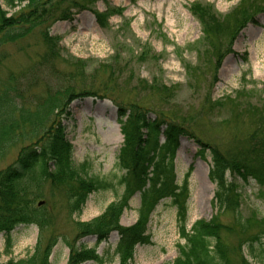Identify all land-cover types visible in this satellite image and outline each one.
Masks as SVG:
<instances>
[{
    "label": "rangeland",
    "instance_id": "obj_1",
    "mask_svg": "<svg viewBox=\"0 0 264 264\" xmlns=\"http://www.w3.org/2000/svg\"><path fill=\"white\" fill-rule=\"evenodd\" d=\"M2 3L10 14L20 9L11 10L4 0ZM241 3L250 14L258 11L251 0L99 1L92 10L108 13L103 27L92 11L53 24L50 35L57 39L55 57L39 31L1 46L0 90L11 82L33 107L35 98L45 95L47 86H58L63 79L60 74L78 70L79 63L83 62L80 66L87 75L96 69L106 70L105 74L95 71L91 75L101 89H113L112 98L77 99L69 106V115L62 116L74 162H88L89 176L117 184L124 173L118 167L124 142L117 108L121 102L144 107L154 120L181 122L198 138H181L176 158L180 185L193 168L188 179L187 229L198 220L211 221L218 214L230 264H264V186L255 179L244 182L229 176V182L237 184L240 205L238 211L230 208L218 212L214 204L216 187L209 179L212 156L208 150L205 158L199 157L200 144L196 142L229 151L245 146L254 133L264 136V11L256 17L259 23L249 22L233 38L234 13ZM197 5L203 18L193 9ZM261 6L259 9H264V3ZM109 9L117 11L109 13ZM227 62L229 69L224 70ZM12 75L14 80L10 79ZM21 147H10L0 158V168L12 164ZM123 194L124 188L118 185L113 190L94 192L77 215L71 212L64 191L55 189L46 206L48 226L17 227L10 234L9 251L7 235L1 234L0 261L25 260L38 246L44 250L57 238L49 256L51 264H69L68 244L78 250L86 245L101 257L99 262L76 264H119L115 253L117 232L97 242L93 236L80 238L77 224L99 217ZM139 206L140 196L136 195L121 217L122 226L137 222ZM149 232L152 243L137 246L135 264H169L181 256L180 247L186 242L171 199L157 206ZM259 235L260 241L251 247L250 242Z\"/></svg>",
    "mask_w": 264,
    "mask_h": 264
},
{
    "label": "trees",
    "instance_id": "obj_2",
    "mask_svg": "<svg viewBox=\"0 0 264 264\" xmlns=\"http://www.w3.org/2000/svg\"><path fill=\"white\" fill-rule=\"evenodd\" d=\"M68 1L4 0L9 9L20 8L10 14L0 0V47L39 31L55 57L57 39L50 35V29L57 21L73 20L77 13L91 10L102 26L106 24L108 13L92 10L101 0H71L70 5L64 6ZM242 3L234 13L236 31L233 38L264 11L259 9L264 0H251V6L258 10L253 14ZM193 9L199 11L203 18L200 6ZM116 11L109 10V13ZM230 22L232 24L233 21ZM82 63L74 72L58 73L63 78L61 83L54 88L47 86L45 95L35 98L33 107L26 104L24 94L11 82H6L0 90V158L10 147L22 145L14 162L0 168V235H7V251L11 247L10 234L17 227L37 225L43 229L48 226L46 206L47 201L54 197L55 189L64 191L71 212L80 215L92 193L113 190L118 185L124 188L119 200L110 203L104 213L94 220L77 224L80 238L93 236L101 242L116 231L119 241L115 253L119 264H135L136 247L152 243L149 223L153 213L163 200L171 199L177 207L180 232L186 244L180 247L181 256L169 264H230L228 249L222 242V224L218 214L211 221L198 220L190 230L187 229L188 179L193 168L180 185L176 179L175 161L180 139L198 138L180 125L181 122L157 121L149 117L150 113L144 107L121 102L117 107L124 143L118 167L124 173L117 184L89 176L88 162H74L73 146L67 139L62 116L69 115V106L77 99H108L112 98L110 93L113 91L111 87L101 89L95 76L91 75L101 69L87 75L80 66ZM105 73L106 70L102 71V74ZM87 76L91 78L84 79ZM14 77L12 75L10 79L14 80ZM196 142L200 144L199 157L205 158L208 150L212 156L209 179L216 187L214 204L218 212L230 208L238 211L240 205L237 184L229 182V176L233 180L239 177L244 182L255 179L260 186H264V136L257 137L254 133L245 146L229 151H222L219 146H209L200 140ZM137 194L140 196L137 222L124 227L121 217ZM41 201L45 203L39 205ZM260 236L254 241L252 239L251 247L260 241ZM56 242L57 238H54L46 249L41 250L38 246L35 254L27 259L7 264H51L49 256ZM68 245L71 250L69 264L85 260L101 261L95 249L82 245L78 250L76 246ZM0 264L3 263L0 261Z\"/></svg>",
    "mask_w": 264,
    "mask_h": 264
},
{
    "label": "bare ground",
    "instance_id": "obj_3",
    "mask_svg": "<svg viewBox=\"0 0 264 264\" xmlns=\"http://www.w3.org/2000/svg\"><path fill=\"white\" fill-rule=\"evenodd\" d=\"M257 61V60H256ZM256 65L258 66L259 65V63L258 62H256ZM224 70H228L229 69V65H228V62L224 65ZM114 142H118V139H115V141Z\"/></svg>",
    "mask_w": 264,
    "mask_h": 264
},
{
    "label": "water",
    "instance_id": "obj_4",
    "mask_svg": "<svg viewBox=\"0 0 264 264\" xmlns=\"http://www.w3.org/2000/svg\"><path fill=\"white\" fill-rule=\"evenodd\" d=\"M42 203H40V205H41Z\"/></svg>",
    "mask_w": 264,
    "mask_h": 264
}]
</instances>
